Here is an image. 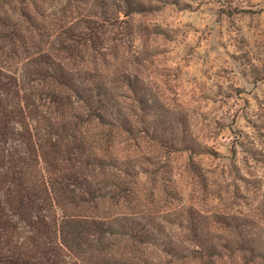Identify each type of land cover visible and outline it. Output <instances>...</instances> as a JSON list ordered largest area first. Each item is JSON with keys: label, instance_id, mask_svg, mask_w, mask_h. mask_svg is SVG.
Instances as JSON below:
<instances>
[{"label": "trees", "instance_id": "16d2710c", "mask_svg": "<svg viewBox=\"0 0 264 264\" xmlns=\"http://www.w3.org/2000/svg\"><path fill=\"white\" fill-rule=\"evenodd\" d=\"M66 1L77 9L78 0ZM48 2L0 0V264H152L140 247L159 240L172 258L165 264H216L222 236L199 233V212L180 206L177 223H166L185 226L188 236L168 238L156 218L171 213L147 212L148 188L130 171L155 156L131 148L137 133H148L150 105L127 71L117 78L130 62L106 34L120 22L105 11L87 17L82 31L54 27ZM61 35L58 56L42 47V37ZM160 188L154 181L157 197ZM115 236L128 251L113 248ZM239 249L264 263V232L241 239Z\"/></svg>", "mask_w": 264, "mask_h": 264}, {"label": "rangeland", "instance_id": "374dc122", "mask_svg": "<svg viewBox=\"0 0 264 264\" xmlns=\"http://www.w3.org/2000/svg\"><path fill=\"white\" fill-rule=\"evenodd\" d=\"M75 3L74 11L66 0H49L50 23L59 27L66 22L76 32L84 29L87 17L114 13L120 25L108 27L106 36L120 43L130 62L117 78L127 71L147 96L148 133H137L131 148L142 155L150 151L155 163L130 164L132 175L148 188L147 212H170L156 219L165 226L163 234L179 243L187 229L166 221L177 223L173 213L192 206L199 212V233L213 232L222 236L216 241L226 244L216 264H264L258 258L250 261L249 253L239 249L241 239L264 232V0ZM63 38L49 41L44 36L42 47L50 44V52L58 56L55 47H62ZM132 93L124 92L136 97ZM159 140L170 143L173 151ZM151 181L161 184L159 197ZM223 219L222 227L214 224ZM108 240L114 249L128 251L124 238ZM161 247L160 240L153 242L140 247V255L152 264H165L172 258ZM182 247L190 251L194 245L184 241Z\"/></svg>", "mask_w": 264, "mask_h": 264}]
</instances>
